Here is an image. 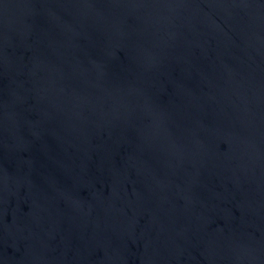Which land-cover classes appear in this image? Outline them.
I'll use <instances>...</instances> for the list:
<instances>
[{
    "label": "water",
    "instance_id": "obj_1",
    "mask_svg": "<svg viewBox=\"0 0 264 264\" xmlns=\"http://www.w3.org/2000/svg\"><path fill=\"white\" fill-rule=\"evenodd\" d=\"M0 264H264V0H0Z\"/></svg>",
    "mask_w": 264,
    "mask_h": 264
}]
</instances>
